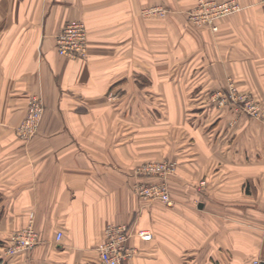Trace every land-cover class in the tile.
Segmentation results:
<instances>
[{
	"label": "crops",
	"instance_id": "crops-1",
	"mask_svg": "<svg viewBox=\"0 0 264 264\" xmlns=\"http://www.w3.org/2000/svg\"><path fill=\"white\" fill-rule=\"evenodd\" d=\"M197 1L0 0V241L28 225L31 213L40 237L15 255L0 246V264H99L97 245L109 223L153 233L151 240L130 238L135 254L123 264L264 260V123L208 98L230 75H264V3L241 0L242 14L189 40L173 27L184 26L182 11ZM157 4L173 12L143 14ZM71 20L89 29L85 57L56 47ZM194 41L216 44L204 51L206 61L198 56L192 68L181 66L176 82H156L164 75L152 65L167 58V43ZM141 65L149 79L143 87L153 91L142 99ZM157 90L164 106L184 108L167 115L179 124L161 150L154 131H140L155 119L140 109L155 106ZM34 94L45 113L26 142L16 126ZM158 157L178 163L168 178L172 205L133 188V167Z\"/></svg>",
	"mask_w": 264,
	"mask_h": 264
},
{
	"label": "built area",
	"instance_id": "built-area-1",
	"mask_svg": "<svg viewBox=\"0 0 264 264\" xmlns=\"http://www.w3.org/2000/svg\"><path fill=\"white\" fill-rule=\"evenodd\" d=\"M240 4L236 0H228L223 3L204 4L203 16L212 18L225 13H231L239 8ZM203 17V18H204ZM88 27L81 20H71L59 32L56 38L58 52L69 58L83 57L87 53ZM237 88L233 83H229L227 89L218 90L216 101L220 105H226L233 101L236 103ZM240 106L244 113L260 115L256 106L251 104L250 99L241 100ZM236 106V105H235ZM240 109L239 106H237ZM237 109V110H238ZM45 113V104L41 95H33L28 104V111L21 123L16 127L20 137L29 139L38 130L42 117ZM248 116V115H247ZM177 168V163L172 160L146 161L134 170V191L148 201L159 200L167 205H172L168 178ZM34 213H31L30 223L23 229L12 233L8 239L4 250L7 255H15L19 252L32 249L39 241L40 237L34 227ZM264 230V226H263ZM138 235L144 240H151L153 233L148 229H136L135 226L127 223H109L105 228V239L97 245L99 252V264H123V262L135 254V249L130 245V238ZM63 236L59 231L56 240L60 241ZM262 260L257 259L255 264H261Z\"/></svg>",
	"mask_w": 264,
	"mask_h": 264
},
{
	"label": "rangeland",
	"instance_id": "rangeland-1",
	"mask_svg": "<svg viewBox=\"0 0 264 264\" xmlns=\"http://www.w3.org/2000/svg\"><path fill=\"white\" fill-rule=\"evenodd\" d=\"M226 1H228V0H198L197 3L193 7L182 11V13H184L186 16V21L184 23V26L183 27L181 26L180 28L173 27V29H177L179 32L180 31L184 32L185 36L188 35L189 40L191 39V37H193L195 35V33L193 32L195 30L199 31L202 29H206V31L216 33L219 30L218 22L220 20H222L225 17L227 18L229 16H233L236 14H242V12H244V10L246 8V5L243 3V1L236 0L240 4V6L237 10H235L231 13H225V14H222L220 16H216L212 19H211L212 16H209L206 18L203 16L202 9H203V5L205 3L206 4L223 3ZM255 1L257 3H264V0H255ZM256 2H254V3H256ZM142 12L146 16L147 15H156V16L163 17V16L167 15V18H168L170 16L171 12H173V11L170 10V8L168 6L166 8L162 5L157 4V5L147 6V7L143 8ZM207 42L208 43H201L200 41H198V42L194 41V42H188V43L185 42L183 44L182 43L181 44H179V43H177V44L176 43H167V58H156L154 60L155 63H153V65H152L153 67L151 70L155 71L157 74L163 73V75H164V76H157L156 82H159V80L161 78L168 79L167 83L168 82L173 83V82L178 81L180 79V76L177 74L180 72L181 66L184 68L187 66L189 69L192 68L191 63L195 62L196 58L198 56H200V58H201L205 53L204 51H206V50L210 51L211 45L212 46L216 45L215 43H211V45H210V42L209 41H207ZM88 44H89V29H88ZM87 50H88V46H87ZM86 55H87V53H86ZM181 55H182V58H180ZM85 56H83V57H85ZM78 58H82V57H78ZM73 59H76V58H73ZM200 60L205 62L206 57L203 56V58H201ZM140 62H143V60L140 59ZM253 62H254V60H253ZM237 63H239V61H237ZM245 63H247V62H245ZM146 66H142V65L140 66V70H141V72H143V73H140V76H139L140 94H141L140 98L141 99L145 98V96L148 97V95L150 93L152 94V92H153V91L148 92L146 87H143L144 85L148 84V82H149L148 81L149 79L146 76V71H147ZM239 69H240V67L236 68V70H239ZM238 77H240L242 79H239L236 76H232V75L228 76L227 86L225 88V89H227L229 83H233L237 88L236 94L238 97L236 98V103L234 101H233V103L231 102V104L233 105V110L236 111V113H238V114L248 115L252 119H255L259 122L261 121L262 123H264V81H263L264 75L262 74V75L256 76L253 74L251 76L250 75L244 76V78H243V76H238ZM243 81L250 83L254 89H248L247 87H245L242 84ZM169 92L167 91V93H169ZM217 92H218V90H213V91L209 92L208 98L211 101H214V100L216 101ZM160 93L162 94V92H160L158 90L156 91V93H155L156 96L154 95L155 96L154 97L155 98V106L148 108L149 112H147V108L142 107L140 109L141 113H143L145 115L147 113H150V117L155 118L154 121H149L147 124L142 122L140 124V127H141L140 131H149V132L154 131V134L156 136L157 150H161V147H160L162 145L161 143H163L164 141L167 142V136H169L170 134H174L175 129L178 128L177 126H174V125H175V123L179 124V122L177 123V122H170L169 120L167 121V115L170 113V110H171V114L173 116H176V114L180 115L182 109H184L182 107L164 106L163 105L164 102L162 101L164 96L160 95ZM172 93H174V92L172 91ZM193 93H197V92H193ZM167 98H169V97H167ZM248 99H250L251 104L253 106H256L257 109L260 111L259 116H256V113L251 114V115L244 113L241 106H240L241 103H237V101H239V102H242V104H243V101H241V100L246 101ZM237 106H239L240 109H238ZM27 111H28V108H27ZM26 114H27V112H26ZM19 124H17V126ZM40 124H41V122H40ZM143 125H145V127H143ZM39 127H40V125H39ZM38 130H39V128H38ZM38 130L35 132L34 136L37 134ZM16 131H17V128H16ZM178 132H179V130L176 133H178ZM34 136L29 138L28 140L25 138H22V137H21V139L25 140L26 142H29L34 138ZM142 141H143V139L141 138V142ZM158 158L159 159L155 158V159H150V160H144V161L138 163L137 165H135L133 167L132 174H134V170L136 169V166H138L139 164H141L143 162L152 161V160L153 161L170 160L167 157H165V158L158 157ZM171 160L175 161L177 163L176 160H173V159H171ZM175 174H176V171L170 176H175ZM169 180H168V183H169ZM29 223H30V221H29ZM263 226H264V224H263ZM263 226H262V228H263ZM25 227H23V228H25ZM23 228H21V229H23ZM21 229H19V230H21Z\"/></svg>",
	"mask_w": 264,
	"mask_h": 264
},
{
	"label": "trees",
	"instance_id": "trees-1",
	"mask_svg": "<svg viewBox=\"0 0 264 264\" xmlns=\"http://www.w3.org/2000/svg\"><path fill=\"white\" fill-rule=\"evenodd\" d=\"M8 239H9V238H7L6 240H1V241H0V246L5 247V245H6L7 242H8Z\"/></svg>",
	"mask_w": 264,
	"mask_h": 264
},
{
	"label": "water",
	"instance_id": "water-1",
	"mask_svg": "<svg viewBox=\"0 0 264 264\" xmlns=\"http://www.w3.org/2000/svg\"><path fill=\"white\" fill-rule=\"evenodd\" d=\"M261 264H264V260L261 262Z\"/></svg>",
	"mask_w": 264,
	"mask_h": 264
}]
</instances>
